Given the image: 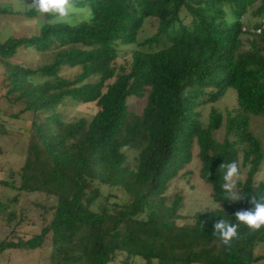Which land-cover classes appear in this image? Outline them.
<instances>
[{
	"label": "trees",
	"instance_id": "obj_1",
	"mask_svg": "<svg viewBox=\"0 0 264 264\" xmlns=\"http://www.w3.org/2000/svg\"><path fill=\"white\" fill-rule=\"evenodd\" d=\"M75 7L91 9L92 17L52 23L55 16L31 7L27 16L47 20L40 34L0 42L5 98L23 104L15 119L27 113L32 123L26 163L11 174L21 184H0L56 201L41 205L44 219L50 212L52 219L40 233L4 240L0 253L42 249L51 238L50 264H115L119 258L121 264L264 262L258 249L264 226L252 230L235 218L254 208V195L264 198V181H256L264 147L251 130V118L264 115V0H76ZM252 18L253 25L247 21ZM148 20L156 21V32L140 41ZM132 46L137 49L120 64L121 49ZM21 49L51 61L36 68L12 63ZM63 68L81 71L68 79ZM230 89L237 108L223 114L214 105ZM132 97L147 99L141 115L131 113ZM72 101L95 104L97 112L91 120L65 122L58 109ZM195 147L201 179L219 207L179 225L186 219L184 198L167 192L193 161ZM126 148L140 151L136 170L126 165ZM232 161L239 176L245 174L236 186L241 199L234 202L225 200L226 169H220ZM98 185L120 188L130 201L108 196L95 210L103 197ZM15 218L12 212L7 222ZM220 219L239 224L230 246L212 233Z\"/></svg>",
	"mask_w": 264,
	"mask_h": 264
},
{
	"label": "rangeland",
	"instance_id": "obj_2",
	"mask_svg": "<svg viewBox=\"0 0 264 264\" xmlns=\"http://www.w3.org/2000/svg\"><path fill=\"white\" fill-rule=\"evenodd\" d=\"M32 0H0V42H5L11 38L32 37L39 35L47 20L43 15L37 17L27 16V11L32 7ZM92 17L91 9L74 7L69 17L64 19L54 18L52 23L77 24L87 21ZM249 24L253 25L256 19H248ZM157 29V23L148 20L140 34V41L154 35ZM136 46L122 48L119 57V63L123 64L131 58L132 50ZM51 57L46 54L38 53L33 49H21L17 56L11 60L14 64H21L27 67L36 68L45 63H50ZM81 69L63 68L61 75L64 78L73 79L80 73ZM4 67L0 64V181L12 182L20 185L19 177L11 176L12 172L17 174L26 163L27 151L29 149V139L32 132L31 116L26 114L15 119L13 116L19 115L23 109V104H11L5 98L6 90L4 87ZM96 81L95 79H91ZM236 98V99H235ZM147 99H138L132 97L129 100V109L131 113L141 115L146 106ZM220 112L226 114L227 111H233L237 108L236 91L230 89L226 97L214 105ZM95 104L82 105L72 101L67 102L58 109L65 122H73L79 118L89 120L97 112ZM211 107L204 109V119L210 112ZM251 130L259 138L264 147V115L251 118ZM225 132L222 130L216 133V137L222 139ZM127 157V167L136 170L139 165L140 151L137 149H123ZM199 149L195 147L193 161L175 178L170 184L167 195L172 198L180 194L184 198L181 214L186 218L179 220V225L191 224L193 216L198 212L215 210L219 207L213 201L212 188L201 179V162L198 157ZM12 170V171H11ZM245 174L238 176L237 182L243 180ZM256 181H264V163L261 171L256 176ZM102 192V198L95 205V210H100L104 204V199L111 196V202L127 203L130 197L120 188H110L108 186L98 185ZM237 189H234L236 192ZM17 199V200H15ZM56 201L46 198L41 192H18L12 188H7L0 184V243L4 240L15 238L30 239L41 232L45 223L52 219V212L46 215L44 219L42 206L51 207ZM42 205V206H41ZM4 207V208H3ZM15 213L16 218L12 223L7 222L8 215ZM9 213V214H8ZM19 221L20 224L16 225ZM15 228V236L12 231ZM51 238L46 242L42 249L34 251H25L19 249L7 250L0 253V264H50L52 254ZM259 250H264V245H259ZM120 258L115 264H121ZM136 264H144L142 260H136ZM259 264H264L260 262Z\"/></svg>",
	"mask_w": 264,
	"mask_h": 264
},
{
	"label": "clouds",
	"instance_id": "obj_3",
	"mask_svg": "<svg viewBox=\"0 0 264 264\" xmlns=\"http://www.w3.org/2000/svg\"><path fill=\"white\" fill-rule=\"evenodd\" d=\"M75 5L76 0H32L31 2L32 9L36 13L49 14L58 19L69 17ZM220 169H226L222 175L224 180L222 189L226 193L225 200L239 201L241 196L234 191L239 176L238 162L223 163ZM250 202L254 205V208L236 212L235 218L239 223L246 224L250 229L259 230L264 226V198L257 200L254 195ZM238 227V223H230L220 219L215 223L212 233L218 235L225 245L230 246L233 238L238 236Z\"/></svg>",
	"mask_w": 264,
	"mask_h": 264
},
{
	"label": "built area",
	"instance_id": "obj_4",
	"mask_svg": "<svg viewBox=\"0 0 264 264\" xmlns=\"http://www.w3.org/2000/svg\"><path fill=\"white\" fill-rule=\"evenodd\" d=\"M260 32V31H259Z\"/></svg>",
	"mask_w": 264,
	"mask_h": 264
}]
</instances>
